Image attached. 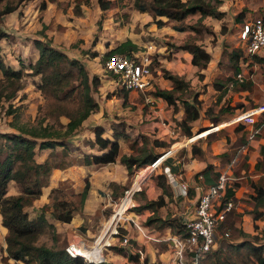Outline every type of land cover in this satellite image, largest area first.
<instances>
[{"label": "rangeland", "instance_id": "1", "mask_svg": "<svg viewBox=\"0 0 264 264\" xmlns=\"http://www.w3.org/2000/svg\"><path fill=\"white\" fill-rule=\"evenodd\" d=\"M41 1L43 0H26L14 12L5 15L1 21L2 28L6 32L5 38L0 40L1 54L7 63L13 61L15 66H18L17 61H22L23 72H29V69L26 67L27 61L32 60L34 57L33 53L37 52L34 45L35 39L49 42L51 45L53 43L56 47L62 50L65 49L69 57L80 58L89 75H92L90 72H97L100 76V85L101 78L107 79L106 83L102 87H99L98 90L100 89L101 94H105V97L110 100L115 93H120V91L123 93V90H120L119 85L115 83L117 79L104 68L106 53L119 42L130 39L137 44L138 49L142 53L149 54L151 58L149 67L152 84L148 90L155 87L168 86V80L162 75V68H166L171 73L175 72L174 74L184 73L188 87L177 94L189 101L192 100V95L195 94L197 100H199V116L190 122L191 135L220 122V125L225 124V121L230 122L234 108L244 109L264 103V64L260 65L255 60H249L248 64L241 67L248 82L246 88L240 89L237 85L230 88L225 84L223 88L216 90L211 83V74L220 63L221 65L217 72L221 77L234 75L233 71L223 63L227 60L230 48L242 46L240 38H238L240 21H235V16L242 11L244 19H252L264 7V0H220L217 5L218 10L223 12L220 18L206 16L203 19H199L198 15L195 14L189 15L181 21L166 19V17L156 14L152 9L139 11L134 8L133 0H115L116 3L112 7L103 10L99 8L97 0H44L46 4L44 10L39 7ZM151 3L152 1L149 0L147 4L151 6ZM157 20H160L162 23L158 24ZM43 25H45V28H42ZM176 26H182L183 29H176ZM188 41L202 44L205 46V50L209 52L210 60L204 69H198L192 65H184V62L175 60L177 58L174 54L175 51L181 49L179 47ZM23 45L26 46V49L23 48ZM93 53H96V55H92ZM161 59L163 63L160 61ZM181 59L183 61V57ZM37 80L36 75L25 74L20 80L22 88L17 90L15 96L7 101L3 100L0 102V133L16 132L17 129L13 127V124L15 126L24 125L25 127L37 124V119L43 115L44 104L43 94L36 86ZM110 80L113 81L110 82ZM48 102L52 103L50 100ZM76 102L77 100L73 99L64 104L69 111H74ZM53 103L55 104V102ZM117 104L115 103L114 106ZM180 104V101H178L179 108L181 109ZM124 105L121 104L122 108ZM143 106L142 114L146 112L147 108V105ZM120 108L117 110H120ZM167 108V116H170L171 120L172 113H174V124L172 123V126L176 128L175 135L172 137L173 139H170L167 144L168 148L165 146L163 149L157 147L153 149L152 140L156 138H151L149 135L144 134L143 130L140 128L135 129L133 126L127 129L129 132L128 144L134 137H138L140 134L146 136L144 144L147 148L153 150L157 148V150L166 151L176 147L174 149L175 152L172 151L167 156L170 160L166 159L168 162L164 164L171 168L170 161L176 159H179L180 162L183 161L185 153H191L193 145L198 147L202 142H207L208 144L213 142L212 148L208 145L206 151H203L201 154L202 161L207 162L209 160L210 163H207L210 167L209 170H220L219 173H224L228 182L238 184L233 207L227 214L225 224L232 225L236 221L235 217L239 216L241 218L243 213H249L252 216L254 207L248 195L249 191H251L250 183L251 181H256L261 175H264V157L261 155L260 147L258 153L254 155L252 153L254 147L248 142L264 138V124L261 126L260 133L254 136V139L251 138L252 140H246L245 134L241 133V128L237 127V123L230 122L221 126L218 130L212 131L206 137L199 136L192 141L180 143L189 137L177 126L178 120L181 118L180 110L173 111L169 105ZM134 109L131 108L130 111H135ZM6 110L12 111L8 113ZM121 113L122 111L115 113V118L118 119L125 116ZM217 116L219 118L217 123L210 120L211 117ZM133 118L135 119L136 116H133ZM261 118L262 116H259L257 120L259 121ZM47 119L49 122L53 121L52 118ZM137 119V124L142 126L150 120L143 117H138ZM66 120V117H60L61 122L64 123ZM254 126H256V122L253 123L252 127ZM245 127L248 128L250 126L245 125ZM2 141L3 139L0 137V142ZM262 148L264 151V147ZM46 152L45 155L51 163V169L58 166V163L63 161L62 157L66 155L64 149H58L57 151L54 148ZM212 152H221L220 158H217L218 154L215 156ZM3 154L4 150L1 151L0 156ZM217 159H219V163ZM180 165L176 163V169L174 170L177 171ZM138 170L139 168H135L130 174H135ZM160 171L164 172V167L161 170L157 168L149 177L155 178V174L160 173ZM197 175L198 173L196 177ZM163 178L165 179L164 175ZM213 179L215 180L216 177L214 176ZM86 182L89 185L87 178H85L84 186ZM15 189L19 190L17 183H14V180H9L6 192H12ZM42 192L41 198L43 199L47 189L43 188ZM79 194H74L72 191L69 192V189L63 186L57 192L52 193V196H55L56 199H66L75 208H79L81 206ZM135 195L136 193L134 197ZM50 196L48 193V203L53 200ZM36 206L33 205L32 209L30 207L31 215L39 211V207ZM258 208L261 210L262 216L256 220L255 226L248 221L242 223V218L240 219L241 221L238 219L237 224L241 228L251 227L252 231L249 233L255 235L260 242H264V201ZM246 220L250 221L251 218L248 216ZM155 223L153 222L151 226L157 228ZM221 232L222 228L219 229L218 227L217 242L214 249L217 248L221 238L227 240L239 238L237 232L227 230V237H222ZM3 237L5 236L0 234V257L5 255L1 251V244L4 242ZM50 240V232L44 231L39 235L36 243L48 245ZM63 245V243H59L58 246L63 247ZM112 248L114 251H118L119 247L114 246ZM135 258L132 255L133 262L136 260ZM8 262L9 264L15 263V261L9 260ZM17 263L22 264L21 262Z\"/></svg>", "mask_w": 264, "mask_h": 264}, {"label": "trees", "instance_id": "2", "mask_svg": "<svg viewBox=\"0 0 264 264\" xmlns=\"http://www.w3.org/2000/svg\"><path fill=\"white\" fill-rule=\"evenodd\" d=\"M25 1L0 0V40L6 36V32L1 25L2 19L5 15L18 9ZM148 1L133 0L134 8L139 11L152 9L156 14L176 21H181L187 16L194 14H198L199 19H203L206 16L220 18L223 13L218 10L217 6L220 0H151V6L147 4ZM97 2L102 10L110 8L116 3L115 0H97ZM39 7L40 9L45 7L44 0L40 2ZM243 16L241 11L235 16V20L242 21ZM157 22L158 24L162 23L160 20H157ZM42 28H45V25ZM176 29H183V27L176 26ZM34 45L38 50V56L34 62L28 64L29 72L22 71L23 66L20 61L19 68H13L6 64L0 51V102L3 100L7 101L15 96L17 90L22 88L20 80L25 74L38 76L36 86L44 97L43 115L37 119L36 125L25 127L24 125L15 126L13 124V127L17 129L16 132L0 133V137L3 139L0 142V153L4 150V154L0 156V215L1 224L6 228L4 237L6 254L2 255L0 260L2 264H9L8 260L15 261L14 264H18L17 262L22 264H111L107 261L87 262L80 255L71 256L65 250L67 242L63 247L58 246L59 242L55 227L48 222L46 213L48 212L50 216L61 222H69L71 220L76 209L74 205L70 202L69 204L66 199H56L55 196H52V193L57 192L63 186L67 187L69 192H71L72 188L68 180H61L58 182V186L51 188L49 194L53 200L50 203H43L39 207L36 216H29L27 207L33 204L34 200L41 195L42 187L48 184L52 167L47 159L43 162H37L34 159L35 148L62 146L67 150L79 149L75 144L71 143L70 138L79 129L82 121L98 108V102L93 93L98 90L100 85V76L96 73L89 75L84 64L79 59L69 57L62 49L40 39H35ZM179 48L186 49L191 53L190 62L198 69H204L210 60L209 52L196 42H185ZM137 50L139 49L136 43L130 39H125L110 48L106 56L113 53L130 54L132 51ZM92 55L95 56L96 53ZM249 60H255L260 65L264 64L263 56L257 54L244 55L242 47L237 46V48L228 50L227 60L223 64L235 74L242 70L241 67L244 65L242 62H246V65ZM220 65L221 63L217 65L211 78L214 89H221L225 84L230 88L234 87V85H237L240 89L247 87L248 82L246 79L234 81V75L221 77L217 72ZM162 72V75L168 80L169 87H155L148 90L149 92H145V94L163 99L167 106L172 107L173 111L181 110V118L178 120L177 126L182 129L186 136L196 134L197 132L191 135L190 122L199 116V100H197V96L193 94L192 100L189 101L177 94L188 87V82L183 74L171 73L166 68H162ZM120 90H123L122 95L125 99L127 90L123 88H120ZM140 95V99H143L142 94ZM73 99L77 100L76 108L74 111H69L64 103ZM48 100L52 101V103L48 102ZM178 101L181 103V109ZM6 111L9 113L12 110ZM61 116L66 117L67 121L61 122ZM259 116H262V118L258 121L257 118ZM47 118H52L53 121L49 122ZM210 120L217 123L219 118L218 116L211 117ZM255 122L256 126L254 128L258 129L255 135H257L264 124V111L257 115ZM220 123L216 125H220ZM237 127L242 130L245 124L239 123ZM92 131L94 134L93 140L85 139L84 141L90 145H97L101 152H84L82 157L83 164L109 163L118 159L126 166L128 172L132 173L133 169L151 163L161 153L153 150L155 147L165 148L166 146L164 142L154 139L152 140L153 149L147 148L144 144L146 136L140 134L128 144V135L124 133L122 128L118 131L114 129L112 138L102 136L104 129L100 125L94 126ZM119 138L127 142L128 147L131 149L130 153H124L120 150ZM260 151L264 157L262 147ZM202 153L203 150L200 146H192V157L203 159ZM219 155L218 157L220 158ZM64 165H66V162L58 163V166ZM209 168V164H207L199 173L205 177L210 171ZM214 176L217 177L218 173L215 172ZM155 179L164 194L169 196L170 193L167 190L168 187L163 174H156ZM9 180H14L17 183L19 187L18 193L7 194L6 186ZM250 186L251 191H249L248 195L254 207L252 219L255 226V221L262 216L258 206L262 205L264 201V175H261L256 181H251ZM237 187L238 184L228 182L222 195V201L233 197ZM88 188L89 185L86 182L82 192L79 194L81 204L88 192ZM156 205V202L150 201L141 207L149 206L155 209ZM235 219L236 221L230 226L221 223L219 229L222 228V237H227L228 235L224 233L230 230L231 232H237L239 238L236 240L221 238L217 248L214 249L215 244L213 248L207 250L200 258L199 264H264V242H260L255 235L242 230L241 226L237 224L241 219L239 216H236ZM152 222H156L155 226L157 228L171 227L172 233L185 232L183 224L176 218L162 219L156 217L147 219L148 224ZM44 231L50 232L51 245L36 243L39 235ZM117 252H123L122 254L132 259V254L122 247H119Z\"/></svg>", "mask_w": 264, "mask_h": 264}, {"label": "crops", "instance_id": "3", "mask_svg": "<svg viewBox=\"0 0 264 264\" xmlns=\"http://www.w3.org/2000/svg\"><path fill=\"white\" fill-rule=\"evenodd\" d=\"M45 8H46V4L42 10H44ZM166 19H169V18L166 17ZM245 20L246 19H244V16H243V20L240 21L239 23L241 24ZM52 45L54 44L52 43ZM203 47L205 48V46ZM23 48L26 49V46L23 45ZM36 51H37L36 53L35 52L33 53L34 57L32 58V60L27 61L26 67L28 69H29L28 64L34 62V60L38 56V50ZM63 51L67 54L65 49H63ZM174 54L177 57L175 59L176 61L178 60L179 62H184L183 63L184 65L185 64L192 65L190 62L191 53L188 52L186 49H183V48L178 49L175 51ZM182 57H183V61L181 59ZM74 58H77V57H74ZM3 59L5 61L4 57ZM77 59H79L80 62H82L80 58H77ZM160 61L162 62L163 60L161 59ZM17 62H18V66H15L13 61L9 63L5 61V63L10 65L11 67L19 68L20 62L19 61ZM214 71L212 72L211 75H213ZM93 73H97V72H90V74H93ZM177 74L184 75L183 72L177 73ZM36 77L38 78V76ZM103 79L101 78V85L99 87H102V85L106 83L107 79L105 80ZM112 81L113 80H110V82ZM167 87H169V84ZM245 92L247 91L245 90ZM140 94H142L143 99H140V96H141ZM93 96L98 102V108L95 111L91 112L82 121L79 129L70 138L71 143L75 144L79 149L67 150L63 148L62 146L54 147L55 149H57V151L58 149L65 150L66 155L62 157L63 161L62 160L61 161L66 162V165L56 166L50 170L48 184L42 187V189L43 188L47 189L45 197L43 199L41 198L43 194L42 189H41V195L36 200H34L32 205L27 207L29 216L34 217L36 216L38 211L35 214L31 215L30 210H29L30 207L32 209L33 205L34 206L37 205L36 207H40L43 203H48L47 195L50 192L51 188L56 187L58 185L59 181L68 180L70 182L72 192H74V194H79V192H81L82 190V187L84 186L85 178L88 179L89 181L88 192L81 206L75 209L74 214L69 222H61L59 220L54 219L52 216H50L49 213H46V218L48 222L52 223L55 227V232L58 238V242L63 243V244H65L66 242L68 243L72 241H80L86 244H91L93 239L100 232L102 225L105 224V220L107 216H109V213L111 211V203L117 200L122 195L124 190L132 183V181L135 178V174H130L126 166L123 163H121L118 159H116L114 162H109V163L83 164L82 157H83L84 152H93V153L101 152V150L97 147V145L95 144L90 145L84 141L85 139L93 140V137H94V134L92 131L93 127L96 125L102 126L104 129L102 136L107 137V138H112L114 129L118 131L122 128L124 129V133L128 135L129 132L127 129L133 126V128L135 129L140 128L141 130H143L144 134L149 135L151 138L153 139L156 138V139H159V141H163L166 144V146L168 142L170 141V139H173L172 137L173 135H175V131H176V128L172 126L174 124V119H173L174 113L171 112L172 120H173L172 121L171 117L167 116L168 108H167L166 102L159 97L151 96L150 97L151 102H147L145 100V94L143 96V93L131 90V91H126L125 99L121 92L120 93L117 92L113 95L112 99L108 100V98L105 97V94L103 95L101 94L100 89L94 92ZM115 103H118V104L114 106ZM121 104H125L124 106L126 107L123 106V108H125L124 110ZM143 105H147V108H146V112L142 114V111H143L142 107H144ZM119 108L120 110H117ZM131 108H135L134 109L135 111H132V110L130 111ZM240 109H243V108H234V113L238 112ZM118 111H122L121 114L125 116L116 119L115 113H118ZM180 115H181V110H180ZM133 116H136V118L134 119ZM138 117L140 118L143 117L144 119H150V120L147 121L144 124V126H142V125L137 124ZM122 121H125V122H122ZM228 123L230 122L225 121V124H228ZM225 124L219 125L217 126V128L219 129L221 126ZM248 128L246 127L243 128L241 130V133L245 134L246 140H252L254 139V137L252 139L247 138ZM209 133L202 135V136H206ZM197 137H199L198 132L182 140L180 143H186L188 141H192L196 139ZM118 142H119L120 150L122 152L124 153L131 152V149L128 147V144L126 141L119 138ZM248 143L252 147H254V149L252 150V153L256 155L258 153L259 147L260 148L264 147V138L254 139V141L252 140ZM213 144H214L213 142H211L210 144H208L207 142H202L200 147L203 151H206L208 145L212 148ZM54 148H50V147L42 148V149L35 148L34 159L37 162H43L44 160L47 159V156L45 155L47 153L46 151L50 149H54ZM175 148L176 147L171 148L167 154L174 151ZM160 149H163V148H160ZM160 149L157 150L156 148L155 151L162 152V150ZM212 153H214V155L216 156L217 154H220L221 152H212ZM184 157H185L184 160L181 162L179 159L172 160L173 162L170 161L171 168H169V170H170V173L174 176L175 180L177 181V184L170 183L167 175L164 172H160V173H163V175L165 176V179H166L165 182H166L167 187L169 188L168 189L170 193L169 196L164 194L162 188L158 185L155 178L147 177L146 179H144V181L141 184V189L139 190L140 192H136V195L133 199L134 205L129 214L130 217L135 219L138 223L145 225L152 234L159 235L161 239L158 242H154L149 239H146L140 234H138L137 232H135L134 230H132L129 224L128 225L126 224V227H128V232L130 233L132 237L131 241L134 247V251H132L131 254L133 255V257H136L135 258L136 260L133 262L132 259H129L127 256H125L124 254L120 252L114 251L113 248L110 247V248H107L103 252L104 261H107L111 264H135V263L136 264H166V262L169 261L170 257L172 256V253H171L172 242L168 238L171 234H173L171 227L165 226L162 228H155L154 226H151L153 222L149 224L147 223V219L156 218V217L162 218V219L177 218L181 222L183 218H186L189 216L188 209L190 208L194 200L197 198L201 190L213 182L214 180L213 177L215 175V172L218 173V175L220 174L219 173L220 170L214 169V171L210 170L209 173H207L204 177V175L199 172L207 165V163H210V161L207 160L206 162L204 160L202 161V159L199 160L198 158L192 157V154L190 152L188 153L186 152ZM159 160L160 159H158V162ZM168 160H170V158ZM217 161L219 163V159H217ZM165 162H168V161H165ZM176 163L181 164L180 168H178L177 171L174 170L176 169V166H175ZM214 164L216 163L214 162ZM180 169L182 170V172ZM197 173L198 175L196 177ZM180 182L186 185L185 190H182L179 188L178 184ZM18 191L19 190L15 189L14 191L7 192V193L16 194L18 193ZM236 193H237V188L235 189L234 195L232 197L233 202H234V197L236 196ZM150 201L156 202L157 205L155 209L149 206L141 207L143 206V204H145L146 202H150ZM248 216L251 218L250 221L246 220ZM241 218H242V223L244 221H248L251 224L254 223L252 216L249 213H243ZM255 223H257V221H255ZM242 229L245 232L252 231L251 227H246V228L242 227ZM5 233H6V228L2 225L0 227V234L5 236ZM50 244H52L51 240L48 243V245ZM4 248H5V241L1 244V251L4 254H6ZM137 249H140L141 256L138 255V253L135 251ZM9 261H12V260H9ZM0 264H2L1 260H0Z\"/></svg>", "mask_w": 264, "mask_h": 264}, {"label": "built area", "instance_id": "4", "mask_svg": "<svg viewBox=\"0 0 264 264\" xmlns=\"http://www.w3.org/2000/svg\"><path fill=\"white\" fill-rule=\"evenodd\" d=\"M238 38L242 43L241 47L244 55L257 54L264 57V8L253 19L240 24ZM150 61L149 54L142 53L140 50L132 51L130 54L113 53L106 56L104 68L117 79L115 83L120 88L145 94L152 84ZM242 63L245 65L246 62ZM244 79L245 76L242 70L234 74V81H243ZM150 97V95L145 94L147 102H151ZM262 111H264V103L250 106L234 113L230 122L249 125L247 138H253L258 129L252 127V125L257 115ZM169 151H165L163 154L165 156L161 155L151 163L139 167V170L135 172L132 183L117 200L111 203L109 216L92 243L68 242L65 246L68 254L71 256L80 255L87 262L97 263L104 261L103 252L110 247H122L131 253L134 251V247L126 224H129L132 230L146 239L154 242L161 239L159 235L152 234L145 225L138 223L129 214L134 205V194L141 189L144 179L149 177L157 168L161 170L164 167V173L167 175L169 182L177 184L174 176L170 173L169 167L164 165ZM158 159H160L159 162ZM227 183L225 174L220 173L211 184L201 190L188 209L189 216L181 221L185 232L173 233L168 237L172 242V256L166 264H199L203 254L215 246L218 227L221 223H225L227 214L233 207L232 197L222 201ZM178 186L182 190L186 188V185L182 182ZM224 234L228 235V232ZM75 247H82L90 251H87V254H82L77 252ZM135 251L141 256L140 249Z\"/></svg>", "mask_w": 264, "mask_h": 264}, {"label": "bare ground", "instance_id": "5", "mask_svg": "<svg viewBox=\"0 0 264 264\" xmlns=\"http://www.w3.org/2000/svg\"><path fill=\"white\" fill-rule=\"evenodd\" d=\"M217 126H219V125H212L211 127L205 129L206 131L204 129L201 130V131H198V136H202V135H205V134H207V133H209V132H211L213 130H217L218 129ZM75 249H76L77 252H80L82 254H87L86 252L90 251L89 249L85 250L82 247H75ZM91 253H93V252H91Z\"/></svg>", "mask_w": 264, "mask_h": 264}, {"label": "water", "instance_id": "6", "mask_svg": "<svg viewBox=\"0 0 264 264\" xmlns=\"http://www.w3.org/2000/svg\"><path fill=\"white\" fill-rule=\"evenodd\" d=\"M164 153H165V151H164V152H161L160 154H158V155L155 157V159H156L157 157L163 155Z\"/></svg>", "mask_w": 264, "mask_h": 264}]
</instances>
